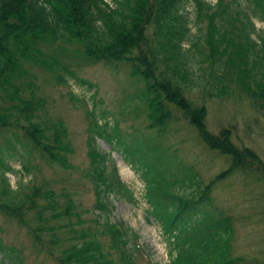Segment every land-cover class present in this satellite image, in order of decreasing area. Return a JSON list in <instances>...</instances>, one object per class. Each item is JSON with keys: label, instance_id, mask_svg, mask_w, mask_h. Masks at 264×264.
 I'll use <instances>...</instances> for the list:
<instances>
[{"label": "rangeland", "instance_id": "374dc122", "mask_svg": "<svg viewBox=\"0 0 264 264\" xmlns=\"http://www.w3.org/2000/svg\"><path fill=\"white\" fill-rule=\"evenodd\" d=\"M202 1L209 5L208 10H201L193 0L181 8L184 40L187 38L180 60L184 64L177 72L171 62L173 73L184 76L179 85L185 104L205 109L196 123L192 124L181 108L166 102L172 117L160 132L149 117L152 92L125 62L106 64L88 59L78 43L39 42L42 58L55 66L26 64L25 74L15 82L23 86L24 98L36 94L46 119L60 120L66 126L72 147L70 166L52 164L30 146L25 147L22 134L0 127V189L4 177L12 195L19 199L36 186L44 192L53 191L60 204L67 200L62 197L64 192L69 193L84 223L79 225L73 217V227L85 232L91 229L117 260H123L122 253L113 248L104 224L121 228L127 235L124 253L131 255L132 264H186L177 256L187 244L186 236L168 229L173 211L160 202L154 188L150 189L148 178L150 173L160 176L165 188L184 197L195 189L196 199L198 191L213 184L210 211L230 218L232 226L229 258L240 264H264V182L242 171L216 180L228 169V157L210 149L198 128L204 122L214 135L227 133L239 149L249 148L264 161V99L258 96L259 87L264 89V60L250 54L252 45L260 44L259 37L264 38V9L256 0ZM110 4L115 8V3ZM154 28L150 27L148 37L156 46L160 38ZM219 29L226 41L233 39L245 46L247 78L228 61L227 54L222 55L227 42L223 46L219 42ZM163 71L167 73L165 68ZM11 104L0 92V110ZM91 137L102 160L107 159L102 181L108 185L100 184L104 192L100 196ZM27 162L29 170L24 168ZM41 202L44 204V199ZM28 218L35 221V216ZM68 221L62 218L53 225L63 226ZM34 228L0 210V264H61L58 257L74 243L71 227L69 234L57 230L58 244L48 231L40 234L41 238L38 235L43 243L36 241Z\"/></svg>", "mask_w": 264, "mask_h": 264}, {"label": "trees", "instance_id": "16d2710c", "mask_svg": "<svg viewBox=\"0 0 264 264\" xmlns=\"http://www.w3.org/2000/svg\"><path fill=\"white\" fill-rule=\"evenodd\" d=\"M111 1L116 4L115 8H110L104 0H0V92L12 103L5 110H0V127L22 134L23 141L26 142L24 146H30L42 158L63 168L70 166L68 156L72 150L66 126L60 120L46 119L36 94L32 92L24 98L23 86L15 82L25 74L26 64H39L49 69L55 66L54 62L47 64L46 59L42 58L39 42L48 40L57 43L62 40L71 45L78 43L88 59L103 61L106 64L125 62L133 75H139L146 81L148 89L152 92L148 99L151 111L149 117L152 126H157L161 129L160 132L166 128L172 117V110L166 102L181 108L192 124L196 123L195 119L205 111L192 109L190 105L185 104L184 93L179 85V79H184V76L173 73L171 68L172 62L173 69L179 72L177 68L180 69L184 64H181L180 60L182 45L187 38L184 40L183 17L180 11L189 0ZM193 1L201 10H208L209 5L202 0ZM256 3L264 9V0H256ZM255 14L257 15L256 12ZM152 26L155 27L154 34L160 38L157 39L156 46L148 37ZM253 27L255 28L254 24ZM219 33L222 46L227 42L222 55L227 54L228 61L245 78L250 76V72L247 73L243 69L248 64L247 57H244L247 55L245 46L240 43L238 45L233 39L226 41L227 36H223L221 29ZM259 42L260 44L255 42L252 45L250 54L264 60V38L259 37ZM161 68H165L168 74ZM189 72L190 70H185V73ZM259 89L258 96L264 99V89ZM198 128L203 141L210 149L228 157V169L216 180L242 171L264 182V161L259 155L249 148L239 149L232 139L228 138L227 133L217 136L207 131L204 122ZM101 135L103 133L99 136ZM94 141V137H91L89 146L93 151L92 165L95 164L97 169L94 176L97 194L101 195L104 192L100 186L108 185L106 180L102 181L107 159L102 160L101 154L94 147ZM0 166H3L2 159ZM30 167V162L24 166L25 170ZM150 174V189L154 188L160 202L164 201L174 214L168 229L174 234L186 236L187 244L178 251L179 260L184 259L186 264H240L237 260L229 258L232 235L230 218H223L219 212L215 216L210 211L213 184L198 191L199 196L196 199L195 189L189 196L176 195L163 186L160 176ZM1 176L4 174L1 173ZM2 178L4 185L0 189V210L29 227L34 228L31 223L34 222L37 226L34 228L36 241L43 243L42 239L38 240V235L40 237V234L48 231L53 243L58 244L61 240L56 236L57 230L63 229L65 234H69L68 227H71V239L74 243L58 257L61 264H132L131 255L124 253L127 235L121 228L104 224V230L110 235L113 248L122 253L123 260H117L91 229L85 232L84 228L78 231L73 227L70 220L73 217L78 218L79 225L84 223L69 193L64 192L62 197L67 200L60 204L56 201L57 196L53 191L44 192L42 187L36 186L30 194L19 199L17 195H12L10 185L4 177ZM114 181L120 183L117 177ZM29 216H35V221L28 218ZM62 218L69 219L68 223L63 226L53 225L54 221ZM98 230L100 229L97 228ZM18 259L17 257V262Z\"/></svg>", "mask_w": 264, "mask_h": 264}, {"label": "built area", "instance_id": "2783aa9c", "mask_svg": "<svg viewBox=\"0 0 264 264\" xmlns=\"http://www.w3.org/2000/svg\"><path fill=\"white\" fill-rule=\"evenodd\" d=\"M107 4L111 2V0H104ZM111 5V4H110Z\"/></svg>", "mask_w": 264, "mask_h": 264}]
</instances>
